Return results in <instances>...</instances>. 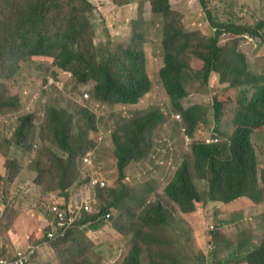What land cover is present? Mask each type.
Here are the masks:
<instances>
[{
    "label": "trees",
    "instance_id": "trees-1",
    "mask_svg": "<svg viewBox=\"0 0 264 264\" xmlns=\"http://www.w3.org/2000/svg\"><path fill=\"white\" fill-rule=\"evenodd\" d=\"M113 1L126 5L130 0ZM148 2L153 17L151 24L156 25L157 18L161 27L164 65L160 77L171 108L184 118L182 128L186 137H195V130L206 121L209 109L200 104L187 106V98L193 93L208 94L213 78L222 85L221 93L213 98L215 122L220 125L226 112H230L234 130L231 135H218L224 138L215 144L194 141L190 155L183 158L167 184L164 200L152 202L126 186L125 169L149 155L158 130L168 122L167 114L152 109L122 122L112 134L118 184L95 189L97 200L92 207L100 205V212L88 215L84 222H78L56 240H49L46 232L59 264H102L91 234L105 222L112 225L116 215L107 219L112 208L121 213L115 225L121 233L126 234V218H130L134 228L129 252L121 264H143L144 260L150 264H207V254L195 253L189 241L181 245L182 239L189 240L190 231L188 222L177 213L190 215L201 203L216 202L236 206L235 211L243 216L245 204L251 202L256 209L264 205V161L258 157L253 141L257 134H264V71L254 74L247 54L240 49V42L246 38L264 42V20L252 26L221 22L213 17L205 0H201L214 30L208 36L199 30L189 32L184 16L174 9L171 0ZM95 9L91 0H0V117L19 115L15 132L11 136L0 135V161L4 162L0 187L17 182L23 170L21 159L14 153L38 150L29 167L36 173L32 182L38 193L36 197L43 200L55 193L64 196L62 204L53 202L44 208V216L50 220L55 218L53 206L67 208L71 203L81 204L74 201L77 194L73 192L88 184L93 174L97 156L93 154L91 166L85 164L84 157L97 150L92 133L99 131L98 115L83 103L64 98L56 82L63 83L67 77L76 91L79 86H88L95 101L112 106L138 105L153 90L146 57L149 32L145 20L139 17L132 22L128 43L112 46L109 42L100 46L91 18ZM36 58L49 59L52 67L43 78V91L48 99L39 123L35 112L21 114L24 108L19 82L22 64ZM99 176L105 178L102 173ZM197 181L205 183L203 190ZM157 183V180L148 182L151 196L158 192ZM5 191V196L0 195V207L5 208L2 224L12 242L6 248L15 251L0 248L3 250L0 256L13 258L28 246L21 248V241L13 231L12 212L17 210L18 197L8 200ZM84 191L80 201L85 198ZM136 203L137 214L131 217V208ZM218 213L217 226L209 230L208 241L219 246L217 240L223 234L222 228L241 227V223L236 224L235 212L225 220ZM253 232L251 227L246 234ZM37 241L30 245L36 246ZM261 243L242 258L213 264H264V239Z\"/></svg>",
    "mask_w": 264,
    "mask_h": 264
},
{
    "label": "rangeland",
    "instance_id": "rangeland-1",
    "mask_svg": "<svg viewBox=\"0 0 264 264\" xmlns=\"http://www.w3.org/2000/svg\"><path fill=\"white\" fill-rule=\"evenodd\" d=\"M96 9L91 15L92 21L95 24L97 31L96 42L101 45H107L112 42V46L116 44L128 43L132 35V22L136 19H143L146 22L149 32V42L146 44V57L148 60V69L153 80V90L148 94L138 105H116L104 104L93 99L88 91V86H79V90H75L70 83L67 82V77L63 83L56 82L58 91L68 100L79 101L89 107L98 115L99 131L92 133L93 141L97 143V150H93L96 157V165L93 172L96 174L102 173L109 182V188L115 187L118 184L119 173L117 160L114 152V144L112 134L117 126L122 122L131 119L132 117L150 111L152 109H161L167 114L168 122L162 126L155 136L154 147L150 150L149 155L140 162L131 163L126 169L127 181L126 186L135 192L142 193L146 199L164 200L163 192L173 177L174 172L180 166L183 158L190 155V147L194 141H207L215 138L220 139L218 135H231L234 130L233 116L230 112H226L220 125H217L214 118L213 98L214 95L221 93L222 85L217 78L211 81V89L208 94L193 93L187 98V106L194 104L206 105L209 107L206 121L200 123L195 130V137H186V131L183 130V116L173 110L170 105V99L166 93L163 82L160 77V69L164 65L163 49L161 44V27L158 25V20L155 18L156 25H152L153 17L150 11L148 0H130L126 5H119L113 0H91ZM175 10L184 16L183 21L186 29L189 32L202 31L205 35L212 36L214 30L211 27L206 13L203 9L201 0H171ZM209 9L213 13V17L221 22H233L236 25L252 26L259 21L264 20V0H205ZM147 32V33H148ZM241 51L248 56L250 68L252 72L259 75L264 71V42L259 38L243 39L240 42ZM22 72L19 76L20 90L23 101V113L35 112L37 115V123L43 117L45 105L48 99L43 89L46 72L52 71L49 59L36 58L22 64ZM47 67H50L48 70ZM61 78V76L59 77ZM61 84V85H60ZM51 89L47 90V92ZM91 95V96H90ZM18 116L11 115L5 118L0 117V135L11 136L18 126ZM180 116L181 119L178 118ZM258 157H262L264 161V134H257L253 138ZM38 151V150H37ZM37 151L33 150L30 153H14L19 157L23 164V170L17 177V182L13 181L10 185L0 187V195L5 196L8 200L16 199L17 210H14V218L12 220L16 239L21 241V245L29 246L35 239L37 246L42 248L38 258L33 262L36 264H44L51 261L53 264H59L58 256L53 253L50 242L46 239L47 224L51 221L44 216V208L49 207L53 202L62 204L64 196L59 193L53 194L50 198L39 200V196L34 189L32 182L36 177V173L29 170L31 161L36 158ZM85 158V157H84ZM95 163V161H94ZM4 162L0 161V169L3 170ZM96 167V170H95ZM4 173V171H3ZM157 180L156 189L158 192L151 196L152 190L148 188V182ZM147 184V186H146ZM200 190H203L205 183L197 181ZM89 183L75 190L77 199L74 201L82 202L81 192L89 190ZM33 189V190H32ZM74 189V188H73ZM33 193V194H32ZM94 194V190L91 191ZM33 195L34 199H33ZM73 201V200H72ZM55 203V204H57ZM166 205H169L165 201ZM138 204H134L130 211V216H135L138 210ZM221 205V208H217ZM245 214L242 216L240 211H235L236 206L209 202L208 204L201 203L198 210L190 215H181L188 222L190 236L189 240L182 239L181 245L189 241L191 248L195 253H204L207 264H213L215 261H229L244 257L256 245L260 246L264 239V221L255 217L257 215L264 216V205L256 209V205L245 204ZM4 212V207H0ZM217 212L220 219L230 218L231 212H235L236 224L239 226L223 227V234L218 238V244L208 241L209 230H213L216 225ZM113 217L116 219L112 225L105 222L103 226L91 234V238L96 244L95 253L101 256L102 264H121L122 260L127 256L134 233V228L130 224V218L125 219L126 234L121 233L116 228V223L121 217V213L112 208ZM0 221V246L2 245L6 251L14 252L6 245L12 244L8 240L2 221ZM214 227V228H213ZM253 228L257 233H249V228ZM34 237L31 239V237ZM236 240L232 242L231 240ZM25 240V241H23ZM242 243V244H241ZM258 243V244H257ZM213 249V250H211ZM211 250V251H210ZM217 251V252H216ZM3 250H0V255ZM143 264H150L145 261Z\"/></svg>",
    "mask_w": 264,
    "mask_h": 264
},
{
    "label": "built area",
    "instance_id": "built-area-1",
    "mask_svg": "<svg viewBox=\"0 0 264 264\" xmlns=\"http://www.w3.org/2000/svg\"><path fill=\"white\" fill-rule=\"evenodd\" d=\"M178 118L181 119L180 116H178ZM218 141L219 139L216 138L208 140L207 142L217 143ZM92 156L93 152H89L85 156V164L90 166L93 164ZM90 186L92 188H96L98 186L106 187L107 183L99 176L92 175ZM63 207L64 208H61V205H55L52 207L53 212L55 213V218L47 224L48 238L50 240H56L58 237L66 235L67 231L72 226H74L78 222H84L88 218V215H91L94 212H100V209L92 207L91 200H84V202H82L80 205L71 203L67 208L65 206ZM107 218H111V213L107 214ZM37 251V246H28L26 249L19 251L16 257H0V264H32L33 258L36 255Z\"/></svg>",
    "mask_w": 264,
    "mask_h": 264
},
{
    "label": "clouds",
    "instance_id": "clouds-1",
    "mask_svg": "<svg viewBox=\"0 0 264 264\" xmlns=\"http://www.w3.org/2000/svg\"><path fill=\"white\" fill-rule=\"evenodd\" d=\"M216 139V138H215ZM208 141V140H207ZM206 141V142H207ZM219 142V141H218ZM217 142V143H218ZM207 144H215V143H208L207 142ZM91 152V151H90ZM89 153V152H88ZM87 153V154H88ZM92 175H96V176H99V174H96V173H94L93 172V174ZM91 175V176H92ZM100 177V176H99ZM101 178V177H100ZM103 179V178H102ZM103 180H105L106 181V183H107V186L106 187H100V186H98V187H96V188H92L91 186H90V183H91V178H90V181H89V190L87 191V193L85 194V198H84V200H91L92 201V204H93V201H95V200H97V194H96V192H95V189H97V188H107V187H109L110 185H109V182H108V180L106 179V178H104ZM92 190H94V194L93 193H91V191ZM82 202H84V201H82ZM81 202V203H82ZM94 208H98V209H101V207H100V205H98L97 207H94ZM111 218H112V216H113V213H112V210H111ZM0 220L2 219V217H3V212H1L0 213ZM111 218H109V219H111ZM108 219V218H107ZM108 219V220H109ZM48 228V227H47ZM215 229V228H214ZM213 229V230H214ZM212 230V229H211ZM47 238H48V230H47ZM49 239V238H48ZM50 240V239H49ZM29 246H31V245H29ZM37 246V245H36ZM38 247V249L40 248L39 246H37ZM26 249V248H25ZM21 250H23V249H21ZM21 250H19V251H21ZM19 253V252H18ZM37 254V253H36ZM0 257H2V256H0ZM35 257V256H34ZM33 261H34V258H33ZM33 261H32V264H33Z\"/></svg>",
    "mask_w": 264,
    "mask_h": 264
},
{
    "label": "crops",
    "instance_id": "crops-1",
    "mask_svg": "<svg viewBox=\"0 0 264 264\" xmlns=\"http://www.w3.org/2000/svg\"><path fill=\"white\" fill-rule=\"evenodd\" d=\"M264 163V162H263ZM245 202V201H244ZM243 204H245V203H243ZM2 212V209L0 208V213ZM256 218H260V219H262L263 221H264V217L262 216V211H261V215H257L256 217H255V219ZM255 230V229H254ZM255 233H257V231L255 230ZM258 244V243H257ZM262 244V243H261ZM258 245H256V247H257ZM261 246V245H260ZM23 246H21V248H22ZM0 248H3V249H5L2 245L0 246ZM20 248V249H21ZM255 248V247H254ZM253 249V248H252ZM251 249V250H252ZM1 250V249H0ZM250 251V250H249Z\"/></svg>",
    "mask_w": 264,
    "mask_h": 264
}]
</instances>
